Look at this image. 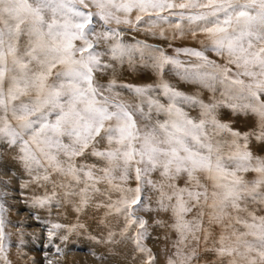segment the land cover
<instances>
[{"label": "snow or ice", "instance_id": "snow-or-ice-1", "mask_svg": "<svg viewBox=\"0 0 264 264\" xmlns=\"http://www.w3.org/2000/svg\"><path fill=\"white\" fill-rule=\"evenodd\" d=\"M169 16L186 22L181 37H202L199 49L168 55L123 35ZM145 52L158 81L121 82ZM169 65L212 95L177 89ZM221 109L254 122L241 130ZM255 145L264 148V0H0V264H12L9 198L72 216L51 225L49 242L87 230L89 217L97 244L130 243L123 264H264Z\"/></svg>", "mask_w": 264, "mask_h": 264}, {"label": "rangeland", "instance_id": "rangeland-1", "mask_svg": "<svg viewBox=\"0 0 264 264\" xmlns=\"http://www.w3.org/2000/svg\"><path fill=\"white\" fill-rule=\"evenodd\" d=\"M162 16H168V12L164 11L160 13ZM169 23L165 20L157 21L155 26L142 24L138 31H125L123 33L125 39L129 43H135L137 41H144L154 47L163 48L168 55H175L173 49L176 47H188L199 49L201 44L199 40L202 37L193 38L190 33L185 31V35L182 37L176 28L177 23H181L182 27H186V22H181L179 17L169 16ZM148 28H152V31L156 33L155 36L150 35L147 31ZM163 30L167 40L161 39L159 32ZM175 36V39L173 37ZM171 44L172 47H168ZM211 58H215L213 53H208ZM179 59L188 60L194 59L180 54ZM145 63H141L139 53L134 54L135 68L129 69L125 64L123 70H121L119 79L121 82L132 84H150L158 81L156 71L151 67V59L148 52H145ZM178 70L172 68L169 65L166 68L164 79L174 85L180 91L192 94L199 91L202 98L207 99L212 93L206 89L201 88L198 84H192L191 82L184 81L176 74ZM218 91L216 96L219 97L220 91L223 90L221 85L216 86ZM221 113L224 118L231 117L236 121L235 127L241 130H246L251 127L253 120L243 115L239 117H232L228 109H221ZM254 151L258 154H264V148L255 145ZM13 196H17L13 193ZM7 211L5 215V232L9 235L6 236L5 243L8 245L7 253L8 258L12 261V264H32L34 260L35 264H123V255L127 249L131 248L130 243H127V248L124 243L118 245L112 244H97L94 240L90 239L91 236L99 234V230L96 228L95 222L91 221L89 217H83V222H86L89 226L87 230H79L68 236L66 241H61L59 235H63L61 231L57 237L53 238L49 242L48 230L53 223L73 222L71 215H60L58 210L53 208L51 213L47 209L32 208L23 202L21 198H9L6 202ZM144 215V214H141ZM40 217L38 220L36 217ZM151 221L150 217H146ZM115 224V221H113ZM118 230V227H117ZM153 236L159 234V230H152ZM117 239L119 237L117 236ZM148 247H150L158 255L162 245L154 239L145 241ZM56 245H59L61 252L57 253ZM18 246H20L18 248ZM22 250L27 255L23 260L17 258V252ZM211 259V257H209ZM160 264H163V256H160Z\"/></svg>", "mask_w": 264, "mask_h": 264}]
</instances>
